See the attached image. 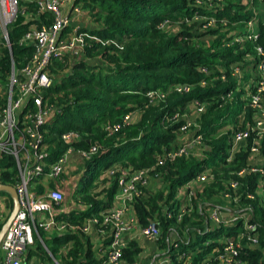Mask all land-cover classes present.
I'll use <instances>...</instances> for the list:
<instances>
[{"label":"trees","instance_id":"obj_1","mask_svg":"<svg viewBox=\"0 0 264 264\" xmlns=\"http://www.w3.org/2000/svg\"><path fill=\"white\" fill-rule=\"evenodd\" d=\"M199 1L83 0L82 7L91 14L97 26L81 27L80 30L113 42H88L80 61L72 62L65 57L48 66L51 81L42 94L61 107L60 112L43 126L49 160L65 150L66 143L60 140V134L68 130L81 137L72 145L74 148H86L87 143L97 144L99 148L85 162L75 189V196L89 206L87 211L62 214L58 219L80 224L83 217L109 205L116 183L114 177H110L95 185L102 169L113 164L130 169L148 168L159 177L161 189L150 192L142 185L137 186L139 195L132 202L136 221L143 226L153 218L156 220L161 232L157 245L162 248L167 246L166 235L174 232L180 236L176 240L177 249L167 250L168 264H181L176 259V253L181 251L188 258V264H200L212 248L221 246L217 239L222 232L230 234L237 228L206 231L208 220L202 215L203 207L210 201L226 205L221 200V193L226 182L233 180L238 184L236 204L241 208L250 207L258 225L257 244L250 247L245 239L240 240L237 257L246 264H264V188L262 194H255L258 176L236 174L245 164L246 149L240 150L232 163L224 165L227 134H216L217 128L224 123L234 124L238 114H243L244 120L250 118L251 111L238 99L240 92L234 91L239 89L238 81L229 73V67L241 60L243 51H250L249 43H234L230 35L241 30L250 12L239 0ZM34 9L33 4L20 2L16 16L7 26L9 48H0L2 83L10 71V62L17 70L31 53V44L18 43L27 26L50 22L47 13L35 15ZM194 13L199 16L197 19H192ZM208 16L224 18L225 24L216 21L213 27H203L201 18ZM257 43L264 51V25L259 26ZM244 75L247 77L249 73L244 71ZM172 84H186L190 89L180 93L171 91L161 100L147 98V91H165ZM228 91H234L232 98L224 101ZM153 101L157 102L149 103ZM191 101L203 105L196 120L206 147L205 158L176 157L155 165L156 157L163 149L176 145L174 140L182 122L173 120L172 115L181 113ZM129 113L134 114L132 120L123 124L120 118ZM115 124H119V128L110 134L104 128ZM260 151L264 154V135ZM202 166L212 168V179L192 201V212L180 222L163 217L161 209L168 206L176 187L193 177ZM3 168L0 182L13 187L16 169L9 155L0 156V169ZM94 188L96 191L92 193ZM248 193L253 194V198H246ZM0 194L7 196L10 210L9 194L5 191ZM99 195L100 198H96ZM37 232L50 254L54 258L57 256L61 264L97 261V252L92 249L88 235L46 233L39 228ZM184 234L185 239H182ZM69 239L72 244L66 254L59 253L58 248ZM35 240L37 246L29 248L30 254L42 249ZM137 253L136 245L129 241L122 250V258L129 263L134 261Z\"/></svg>","mask_w":264,"mask_h":264},{"label":"built area","instance_id":"obj_2","mask_svg":"<svg viewBox=\"0 0 264 264\" xmlns=\"http://www.w3.org/2000/svg\"><path fill=\"white\" fill-rule=\"evenodd\" d=\"M22 1L35 6V15L47 13L50 22L31 23L27 26L18 40L19 44L32 45L27 62L15 70L11 61L6 80L4 83L0 82V156L9 155L13 159L16 169L13 189L18 204L15 216L0 239V264H46L37 258L29 260L25 258L26 252L34 243V236L39 240L41 247L50 253L40 239L37 228L47 233L92 234L105 241L104 254L97 256V261L91 264H138L136 260L128 263L122 258V250L133 237L131 232L136 231L137 235L154 245L160 239L161 232L154 218L143 226L136 221L132 202L135 196L139 195L137 186H147L150 180L154 186L160 181L157 174H152L148 168L130 169L110 165L102 169L97 176L99 182L105 178L109 180L110 177L115 179L116 191L110 205L83 217L80 224L58 219L57 215L60 212L64 213V208L59 206L62 194L49 184L60 180L65 170L73 172L77 183L84 171L85 162L99 148L97 144L88 143L86 148H74L72 145L80 141L81 137L76 132L68 130L60 134V140L66 143L65 150L55 159L49 160L48 144L44 141V124L61 109L55 100L50 101L42 94V90L51 81L48 66L53 61L65 57L68 60H75L78 54H83V48L88 42L104 44L113 41L102 40L94 33L80 30L78 25L69 28L72 17L82 16L83 0H0V48H9L7 26L13 21ZM239 1L250 14L243 21L239 32H231V39L232 42L241 45L247 42L251 48L250 51H243L241 60L229 67V73L238 81L239 89L234 91L240 92L239 101L251 111V114L249 120H244L243 114H238L234 124L224 123L217 128L216 134H227L224 165L232 163L235 155L246 149L245 164L236 171V174L257 175L254 193L262 194L264 154L260 151V141L264 135V51L257 43V39L259 26L264 25V0ZM198 17L194 13L192 19ZM202 19L203 27H213L216 21L224 25L226 21L224 18L214 16ZM244 63L246 66H243ZM244 71L249 73L247 77ZM189 89L190 86L186 84H172L168 85L165 91L149 90L146 96L150 101L161 100L171 91L180 93ZM234 91H228L223 100L229 101ZM202 111V104L191 101L184 106L181 113L172 115L173 120L182 122L174 140L176 145L170 149H163L161 155L156 157L155 165L176 157H192L196 160L205 158L206 147L202 143V135L198 132L199 125L196 120ZM133 115L125 114L120 120L127 124ZM104 128L110 134L119 128V124ZM249 139L250 143L247 144ZM4 170L5 168L0 169ZM211 179L212 168L202 166L193 177L176 187L168 206L162 207L161 215L180 222L185 215L192 212V201ZM37 185L41 190L36 189ZM226 185L221 193V200L226 205L210 201L202 209V215L208 220L205 230L216 232L221 228L223 230L233 226L237 228L230 234L222 232L217 239L221 246L212 248L200 264H246L237 257L239 241L245 239L250 247L257 244L258 225L252 217L251 208H241L236 204L239 199L236 181L228 180ZM245 196L253 198L251 193ZM178 238L180 239V236L174 233L167 241L161 257L158 259L153 256L147 264H168L167 250L177 249ZM181 238L185 239V234ZM71 244L72 242H68L62 246L61 253L66 254ZM50 256L53 264H59L51 254ZM176 259L181 264H188V258L182 251L176 253Z\"/></svg>","mask_w":264,"mask_h":264},{"label":"crops","instance_id":"obj_3","mask_svg":"<svg viewBox=\"0 0 264 264\" xmlns=\"http://www.w3.org/2000/svg\"><path fill=\"white\" fill-rule=\"evenodd\" d=\"M82 11L83 12H82V16L81 17H72L71 22H70V26H69L70 29H72V27H74L76 25H78L80 28L81 27L90 28L92 26H97V24L94 23V22H92V23L89 24V23L83 22V20L81 21V19L83 17L85 18V10H84L83 7H82ZM70 59H71V57H70ZM81 59H82V54H78L75 57V60L72 59V60H69V61L75 62V61H80ZM98 182H99V180L96 179L94 181V184L97 185ZM76 184H77L76 183V178L74 177L73 172L68 171V170H65L62 173V175L60 176V180H58L56 183H50L49 184L51 187L57 188L61 192V194H62V200H61L59 206L62 207V208H64V213L63 212H60L57 215V217L60 216V215H62V214L65 215V216H67L71 212H74V213H79V212L80 213H83V212L87 211V208L89 206L87 204H85V203H82L80 201V199L77 196H75ZM151 186H152V180H150L149 184L147 186H144V188L151 189ZM36 189H38V190L40 189L41 190V188H40L39 185L36 186ZM95 191L96 190L94 188L92 190V193L95 192ZM100 196L101 195L97 196L96 198H100ZM0 198H6V200H8L7 196L6 195H3V194L0 195ZM7 202L8 201H6V203ZM110 203H111V201H110ZM110 203H109V205H110ZM6 206H7V204H6ZM3 208H4L3 203H1L0 211ZM100 209H102V208H100ZM99 210H97V211H99ZM48 233H50V232H48ZM131 234L133 235V237L129 241L134 242V244L136 245V248L138 249V253H137L136 257L134 258V260H136L138 264H147L153 258V256L155 258L158 257V259L161 257L164 248L158 246L157 244L154 245L152 242H150V241H148V240L140 237L139 235H137V232L136 231H132ZM173 235H174V232H172L169 235H166L165 236L166 244H167V241H169L170 238L173 237ZM88 236L90 238L89 240H90L92 249L95 252H97L96 258H97V256H99V257L102 256L104 254V251H105L104 250V246H105L104 242L105 241L101 240L100 238L95 237L92 234H89ZM35 238L37 239L36 236H34V240H35ZM37 241L39 242L38 239H37ZM68 242H72V239H69L66 243L62 244L58 248V252L59 253L62 252L61 251V247L64 246V245H67ZM39 244H40V242H39ZM152 245L153 246H156L158 248L157 249V252L158 253H156V251H153L154 248H153ZM140 250H141V252L139 253ZM26 253L27 254L25 255V258H27V260H29L31 258L32 259H36L37 258V259L42 260L40 256H37L35 254V253H38L37 251L35 253L31 252V254L28 251ZM54 259L56 261H58V258H54ZM59 264H61V263L59 262Z\"/></svg>","mask_w":264,"mask_h":264},{"label":"rangeland","instance_id":"obj_4","mask_svg":"<svg viewBox=\"0 0 264 264\" xmlns=\"http://www.w3.org/2000/svg\"><path fill=\"white\" fill-rule=\"evenodd\" d=\"M83 20V22H86V23H92V22H94V20H93V18H92V16H91V14L89 15V13H87V11L85 10V18L83 17L82 19H81V21ZM60 61H62V60H60ZM154 189H157V190H159V189H161V186L159 185V182H157L154 186L152 185V187H151V189H150V192H154V191H152V190H154ZM0 195H2V194H0ZM6 201H8V200H6V198H0V208H1V203H3V206H4V208L3 209H1V211H0V223L1 224H3L4 223V221L6 220V218H7V216H8V214H9V212H10V210H9V208H7L8 207V202L6 203ZM6 204H7V206H6ZM35 215V214H34ZM32 246L33 247H35V246H37V242H36V240H35V242L32 244ZM31 246V247H32ZM153 246V245H152ZM153 251H156V253H158L157 252V247L156 246H153ZM38 250V252H39V254L38 253H35L37 256H40L41 257V259L46 263V264H53V262H52V259H51V256H50V253H48L46 250H44L43 249V247H42V249L40 250L39 248L37 249ZM141 252V250L139 251V253ZM55 258H57V256L55 257Z\"/></svg>","mask_w":264,"mask_h":264},{"label":"water","instance_id":"obj_5","mask_svg":"<svg viewBox=\"0 0 264 264\" xmlns=\"http://www.w3.org/2000/svg\"><path fill=\"white\" fill-rule=\"evenodd\" d=\"M0 191L7 192L9 194L10 198H11V203H12L10 212H9L6 220L4 221V223L0 227V239H1L4 231L6 230V228L9 225V223L11 222V220L13 219V217L16 214V211L18 209V204H17V195H16V192L13 189L12 186L0 184Z\"/></svg>","mask_w":264,"mask_h":264}]
</instances>
